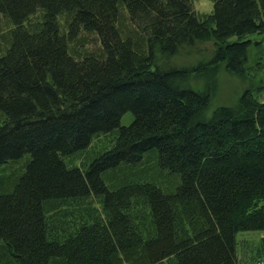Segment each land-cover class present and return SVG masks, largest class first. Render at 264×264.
<instances>
[{"label": "trees", "instance_id": "trees-1", "mask_svg": "<svg viewBox=\"0 0 264 264\" xmlns=\"http://www.w3.org/2000/svg\"><path fill=\"white\" fill-rule=\"evenodd\" d=\"M194 1L0 0V264H264V0Z\"/></svg>", "mask_w": 264, "mask_h": 264}, {"label": "rangeland", "instance_id": "rangeland-1", "mask_svg": "<svg viewBox=\"0 0 264 264\" xmlns=\"http://www.w3.org/2000/svg\"><path fill=\"white\" fill-rule=\"evenodd\" d=\"M195 9L198 11H210L212 8V2L210 0H195ZM8 24L0 23V33L7 32ZM94 44V43H93ZM213 44L210 41H200L193 45L186 46L181 49L177 55L173 57V60L179 64L192 65L196 63L200 58L207 57L212 51ZM204 59V58H203ZM259 78V75L255 79ZM249 81H242L234 75L229 74L223 68L218 74V87L214 98L211 102V107L218 104H233L236 103L238 96L241 92L249 87ZM261 99H264L262 94ZM133 119L131 111H127L120 118L121 125H127ZM109 139V135L99 134L94 137L88 148H96L95 150L101 149L105 146V142ZM109 144H107L108 146ZM89 153V151H87ZM264 237V229L262 230H245L239 231L236 234L237 240L242 243L241 247L249 249V246H253L257 243L260 238ZM239 243V244H240ZM243 258V255H241ZM240 260L239 262H241Z\"/></svg>", "mask_w": 264, "mask_h": 264}]
</instances>
